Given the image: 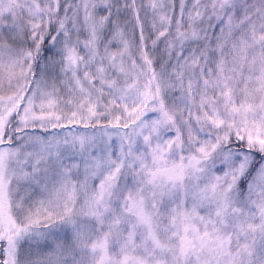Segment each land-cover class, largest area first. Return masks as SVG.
<instances>
[{
  "label": "snow or ice",
  "instance_id": "snow-or-ice-1",
  "mask_svg": "<svg viewBox=\"0 0 264 264\" xmlns=\"http://www.w3.org/2000/svg\"><path fill=\"white\" fill-rule=\"evenodd\" d=\"M0 264H264V0H0Z\"/></svg>",
  "mask_w": 264,
  "mask_h": 264
}]
</instances>
